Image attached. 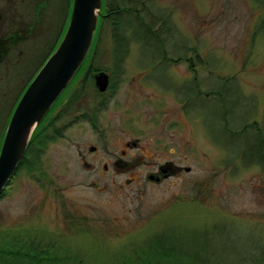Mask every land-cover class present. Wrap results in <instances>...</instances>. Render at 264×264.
<instances>
[{
  "label": "rangeland",
  "instance_id": "1",
  "mask_svg": "<svg viewBox=\"0 0 264 264\" xmlns=\"http://www.w3.org/2000/svg\"><path fill=\"white\" fill-rule=\"evenodd\" d=\"M147 1L155 14L168 16L199 57L167 43L174 59L180 53L191 60L177 59L164 68V52L155 44L131 42L122 71L112 74L108 103L93 122L88 111L102 98L95 95L93 80L86 79L78 87L76 106L54 122L61 135L46 143L41 177L23 169L6 186L0 198V245L8 241L13 249L16 238L30 236L59 244L54 249L72 256L75 264H116L146 251L151 239L167 231L202 256L208 246L215 264H251L261 256L264 264V169L234 155L247 150L248 128L240 140L232 133L243 120L264 130V32L255 31L264 18L262 1ZM99 35L94 63L111 71L108 25ZM33 69L16 68L12 103ZM194 77L202 90L219 88L220 77L231 79L227 125L220 124L216 99L198 97L186 84ZM180 94L192 95L190 102ZM81 107L87 119L80 116ZM57 113L53 109L52 117ZM135 139L137 146L124 145ZM90 145L97 150L91 152ZM118 157L135 163L117 171L111 161ZM166 163L189 170L159 183L147 178Z\"/></svg>",
  "mask_w": 264,
  "mask_h": 264
},
{
  "label": "trees",
  "instance_id": "2",
  "mask_svg": "<svg viewBox=\"0 0 264 264\" xmlns=\"http://www.w3.org/2000/svg\"><path fill=\"white\" fill-rule=\"evenodd\" d=\"M49 1L50 0H42L41 4L38 7H36L37 13L38 11L42 10L41 11L42 13L40 15L41 17L36 13V18H30L28 20L26 19V23H28L29 26H35V25L41 26L43 29L42 33L47 32V30H45L46 28L43 27L46 24L44 20H45V14H47V12L45 11L46 8L49 9L48 8L50 4ZM261 1H262V6L264 8V0ZM71 4H72V0H69L68 4L66 3L65 7H63V5L59 6L60 5L59 2L56 4L59 7H57L54 10L55 13H53L52 18L55 21L56 19H58L59 21L58 40L54 45L53 41L50 43H45L47 38L45 39L44 37L42 42L44 43V47L54 49L58 44V42L60 41L69 19ZM151 7H152L151 3L147 0H104L103 7L101 9V14L98 20V30L95 34L88 55L84 60V62L82 63V65L80 66L79 70L84 68V66L86 65V69L89 70L88 74H90V76L95 71L107 70L102 68V66L94 63L95 60L94 56L96 53L95 50H97V44L100 37L99 32L100 30L103 29L104 25H108L110 30V39H112L111 56L113 57V61H112V66L109 67L112 74H117L122 71V65L124 62V58L126 57L127 52L129 50V44L134 41L138 43L146 42L149 45V47L155 44L156 50L158 52H164L161 53V59L164 62V68L170 62L177 61V59L181 60V59L189 58V60H191V56L187 57L186 55H180V53L178 54L179 56H177L174 59V56L171 55L173 51H171V53H167L165 50L167 48L166 47L167 43L170 44V47L173 45V47L175 46L176 48L180 49L182 52L184 50L187 51L190 50L191 52H193L192 55L198 58L199 55L197 53L196 48L195 47L190 48V46L185 44L184 40L181 38L175 26L169 21L168 16L166 15L165 17V14L163 12L155 14ZM260 30H262V35H263L264 18L261 19L260 23H258L255 29V31L257 32H259ZM151 37H155V39H151ZM176 38L178 39V41L175 42ZM155 61L156 60L154 59V62ZM188 67H191V64ZM191 68L195 70L193 67ZM89 78L93 80L92 77ZM77 79H78L77 76H75L72 79V81L69 84V87H67V89L63 91V93L55 101V104H53V106L51 107L50 111L47 113V115H45L41 123L37 127H35V130L33 131L30 141L26 147V150L22 158L20 159L17 169L15 170L8 185H10L12 179H14L15 176L23 169L30 174L35 172L39 175V177H41V175L43 174L42 156L45 152L46 143L49 140L53 139L55 136L61 135V132L54 127L55 126L54 122L56 119L54 120V118L52 117L51 115L52 111L56 107V104L62 102V100L65 98L64 96L66 95V93L72 87H74V85L76 84L75 82H77ZM220 79L222 80L223 83L219 88L216 89L208 88L202 90L199 85L200 79L197 80L196 77H194V80L189 81L190 83H186V84L191 85L192 88L194 87V93H196L198 97L201 96L214 97L216 99L217 105L220 110L218 113L219 117H221L219 118L220 124H223L225 126L227 125L226 119L228 113V109L226 107H229L228 96H230L233 93L231 91L232 86L230 85L231 79L229 77H220ZM114 84L115 83L113 82V87ZM184 89H187V87H184ZM98 92L99 91L96 90L95 95H99ZM235 93H237L239 97L242 96L238 87L235 89ZM180 95L182 96V94ZM188 95L189 94L182 96L185 98L187 103L190 102L188 99L192 96V95L190 96ZM79 96H80V91H77V93L72 95L70 101L66 102V107L68 111L73 110L74 107L72 105L74 104L76 105V103H78L80 98ZM101 110H103V108L101 107L100 102H96V105L92 109L91 108L89 109L88 114L92 122L94 118L95 119L97 118L96 116L97 111H101ZM63 115H66V113L63 112L61 116ZM242 122H244V120ZM242 122L241 125H238L237 129L233 130L232 133L234 134L235 137L238 138V140H240L241 137L242 138L245 137L243 141V145L247 150L238 149L237 151H233L234 155L235 156L239 155L243 161L256 163L261 167H263L264 169V130L262 132V128L258 127L257 123L242 124ZM247 128L248 131H250V133H252L253 136H255L254 139L249 138L250 134L248 135V131L243 137V134L244 132H246ZM254 143L256 145L254 147L256 148L252 149ZM246 144L249 149L246 147ZM5 191H7L6 188L1 193L0 198L5 193ZM166 232L165 231L161 232L157 234L154 237V239H151V241L146 245V251L143 252L141 251L140 254H138L137 251L136 253L133 252L136 255L135 257L134 256H131L130 258L127 257V259L125 258V260H122L116 264H215L216 263V261L214 260L215 252L211 250L208 246H203L204 250H206L207 248L208 254L202 256L200 255L199 252L193 251L192 247H190L189 249V246L186 245L187 248H185V246H182L180 243H178L179 240L175 238L177 236L175 235L171 236ZM14 242L16 246H14L13 249H10L6 246V244L7 245L10 244L8 241L6 242V244L0 245V260H5L6 262L10 260L8 264H58V263L63 264L64 262L67 264H75L73 257L70 256L69 254L64 253L63 255H59L60 252H58L57 249H54L55 246L59 247L58 246L59 244L56 245L54 242H52V240L45 241L43 239L40 240L27 236V238L25 239L16 238ZM59 256H61V258H59ZM212 256L213 258L211 259ZM261 257H255L254 260L257 259V261L254 264H258V263L261 264L263 260ZM170 258H173V261H171ZM133 260L135 262H133ZM254 260H251V262L253 263ZM240 262H244V259H242V261Z\"/></svg>",
  "mask_w": 264,
  "mask_h": 264
},
{
  "label": "water",
  "instance_id": "3",
  "mask_svg": "<svg viewBox=\"0 0 264 264\" xmlns=\"http://www.w3.org/2000/svg\"><path fill=\"white\" fill-rule=\"evenodd\" d=\"M103 0H72L65 31L14 106L0 146V195L12 178L30 138L84 62L94 39ZM104 91L106 72L94 76ZM189 170L188 167L185 168Z\"/></svg>",
  "mask_w": 264,
  "mask_h": 264
},
{
  "label": "flooded vegetation",
  "instance_id": "4",
  "mask_svg": "<svg viewBox=\"0 0 264 264\" xmlns=\"http://www.w3.org/2000/svg\"><path fill=\"white\" fill-rule=\"evenodd\" d=\"M2 5H0V146L2 143V139L5 132V127L8 124V121L11 116V112L13 110V107L18 102L19 98L21 97L22 93L24 92L25 88L31 81V79L34 77V75L37 73L39 68L42 66V63L47 59V57L53 52L54 49L52 48H46L44 47L43 38H47L45 43H50L53 41L54 45L56 44L59 36L58 32V19L53 20L52 15L54 10L63 5V7L66 6V3L68 4L69 0H50L49 1V9L46 8L47 14H45V20L46 24L43 28H46V33H42L43 29L41 26H29L28 23H26V19L30 18H36V7H38L41 4L42 0H1ZM60 3V5H56L57 3ZM56 5V7H55ZM55 7V8H54ZM42 10L38 11V15H41ZM41 17V16H40ZM52 18V20H51ZM55 22V23H54ZM42 23V21H41ZM45 48V50H43ZM49 52V53H48ZM15 57V59H14ZM11 59L14 61L13 63H10ZM92 65V64H91ZM22 66L33 67V73L25 80L24 85L21 87L17 98L12 103L10 101V80L12 77L19 76V73H16V68H20ZM10 70H12L10 75ZM103 71L106 72L108 75V84L104 91H99L94 83L93 91L96 92L99 91V97L104 99L103 102L102 99H100L101 107L104 109L108 103L107 100H109V93L113 90L112 85V73L109 70H98L93 72V74L90 76L88 74L89 70L86 69V65L84 68L78 70L75 76L78 77L76 84L74 87H72L64 96L65 98L62 100L61 103L56 104V107L54 108V111L57 110V114H55V119H59L61 117V114L63 112L69 113L71 111L67 110L66 102L70 101L71 97L75 92H77L79 89L78 87H84L86 84V79L89 77H92L94 80V76L97 72ZM21 75V74H20ZM74 76V77H75ZM23 84V82H22ZM81 84V86H80ZM69 87V85L67 86ZM67 89V88H66ZM75 107L76 105H72ZM82 114L80 116H83L87 119L86 114L87 111L85 108L81 107ZM85 112V113H83ZM64 116V115H63ZM137 139L130 141V143L127 141L124 143L126 147L130 146H137ZM89 150L91 152H94L97 150V147L95 145H90ZM125 151L122 150V153ZM137 160V159H136ZM135 163V160L133 161H125L121 159V157H118L111 161V164L116 168L117 171H122L125 168H128L129 166H132ZM90 164H88L89 166ZM104 169H108V164L104 163L102 164ZM186 167L175 165L172 163H166L165 165H160L157 167V169L152 172L151 174L147 175V178L150 179L153 182H161L165 178L169 176H177L181 173V171H186Z\"/></svg>",
  "mask_w": 264,
  "mask_h": 264
}]
</instances>
